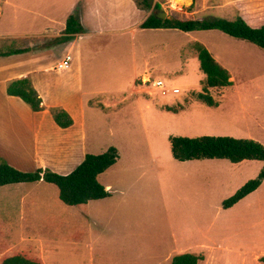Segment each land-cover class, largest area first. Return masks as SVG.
<instances>
[{"label": "rangeland", "instance_id": "rangeland-1", "mask_svg": "<svg viewBox=\"0 0 264 264\" xmlns=\"http://www.w3.org/2000/svg\"><path fill=\"white\" fill-rule=\"evenodd\" d=\"M55 1L64 6L72 0ZM250 1L242 12L227 5L208 8L220 0H151L149 10L164 11L165 19L241 17L260 27L264 0ZM7 40L0 48L20 45ZM196 41L219 56L235 79L231 86L209 89L217 106L196 95L205 79ZM81 48L86 98L92 104L86 110L88 152L110 146L119 151L117 162L100 177L102 184L112 185L111 195L73 207L45 181L0 186V241L9 249L31 247L45 264H170L185 252L201 256L198 264H263L264 180L232 207L222 206L257 177L263 163L179 161L170 136L222 135L264 144V49L218 29L175 28L83 39ZM147 66L168 80L166 87L133 91L132 79ZM144 76L135 79L136 86L143 85ZM114 101L122 102L115 107ZM24 165L27 169L19 170H35Z\"/></svg>", "mask_w": 264, "mask_h": 264}, {"label": "crops", "instance_id": "crops-1", "mask_svg": "<svg viewBox=\"0 0 264 264\" xmlns=\"http://www.w3.org/2000/svg\"><path fill=\"white\" fill-rule=\"evenodd\" d=\"M249 2L220 0L208 8L221 9L227 5L238 7V11L242 12L246 11ZM73 12L77 13L84 31L75 34L68 42L44 43L45 39H56L64 35L67 18ZM151 13L155 12L141 9L136 0H72L64 6L55 0H0V45L5 39H8L7 42L20 43L14 47L8 46V49L0 48V52L16 48L28 49L22 53L0 55V160L22 170L27 169L24 163H30L35 167L33 169L48 168L59 174H68L75 169L85 154L89 153L86 110L91 99L86 98L81 40L135 35L140 30L161 29L141 28L140 25ZM3 21L10 22L11 26L1 27ZM36 42L41 43L30 44ZM67 54L71 55L69 66L58 70L57 64ZM211 54L224 66L219 56ZM152 71L147 66L142 74L134 76L133 91L136 87L147 86L145 83L135 85V79L140 76L152 74L163 78ZM23 77L31 79L41 96V110L33 111L20 97L7 93L8 84ZM231 80L235 83L232 75ZM121 102L114 101L113 106L117 107ZM101 104L109 106L104 102ZM53 108L66 110L73 124L66 128L60 127L52 115ZM104 186L111 193L112 185L108 183Z\"/></svg>", "mask_w": 264, "mask_h": 264}, {"label": "trees", "instance_id": "trees-1", "mask_svg": "<svg viewBox=\"0 0 264 264\" xmlns=\"http://www.w3.org/2000/svg\"><path fill=\"white\" fill-rule=\"evenodd\" d=\"M137 5L141 9H150L151 0H143ZM143 3V4H142ZM194 3L190 7L193 6ZM159 8V4H155ZM141 28H175L185 32L197 29H218L234 38L251 42L264 49V25L260 27L250 26L243 18L234 20L226 18H166L159 19L155 13H151L140 25ZM84 31L76 12L71 13L66 22L64 35L55 39L64 43L74 38L75 34ZM195 49L199 60V67L205 74L203 91L197 93V98L208 106H217L218 102L209 94L210 88H224L232 85L231 74L211 54L209 49L201 42L196 41ZM28 51L27 48L10 49L0 52V55H10ZM7 93L18 96L25 101L33 111L42 109V98L35 89L29 77L12 80L7 87ZM167 110L177 109L166 106ZM56 123L63 128L73 124L71 115L64 109L53 108L51 110ZM171 152L179 161L201 159H226L232 163L246 160L261 161L263 166L256 178L249 180L241 186L233 195L225 199L223 208L232 207L238 201L254 192L264 180V144L251 138H236L222 135L199 136H170ZM119 157L117 147L110 146L102 153H86L84 159L68 174H59L48 168H37L34 171H22L0 160V186L45 181L56 185L58 198L68 206H85L91 200H100L109 197L111 193L100 182L99 175L113 166ZM1 234V232H0ZM1 240V239H0ZM201 256L185 252L173 256L170 264H198ZM264 264V255L260 257ZM0 264H45L43 259L32 250L31 247L23 249H9L4 241H0Z\"/></svg>", "mask_w": 264, "mask_h": 264}, {"label": "built area", "instance_id": "built-area-1", "mask_svg": "<svg viewBox=\"0 0 264 264\" xmlns=\"http://www.w3.org/2000/svg\"><path fill=\"white\" fill-rule=\"evenodd\" d=\"M71 62V55L67 54L62 61H60L56 68L58 70L65 69L69 66V63ZM143 82L147 86H155L157 88H165L166 83H168V80L164 78H157V77H152V76H147L143 78ZM173 93H178L179 89L178 88H173Z\"/></svg>", "mask_w": 264, "mask_h": 264}, {"label": "water", "instance_id": "water-1", "mask_svg": "<svg viewBox=\"0 0 264 264\" xmlns=\"http://www.w3.org/2000/svg\"><path fill=\"white\" fill-rule=\"evenodd\" d=\"M156 16L159 18V19H162L164 20L165 17H166V13L164 11H159L156 13Z\"/></svg>", "mask_w": 264, "mask_h": 264}, {"label": "bare ground", "instance_id": "bare-ground-1", "mask_svg": "<svg viewBox=\"0 0 264 264\" xmlns=\"http://www.w3.org/2000/svg\"><path fill=\"white\" fill-rule=\"evenodd\" d=\"M175 1H177V2H179L180 0H175ZM187 1V0H186ZM184 2V1H183Z\"/></svg>", "mask_w": 264, "mask_h": 264}]
</instances>
